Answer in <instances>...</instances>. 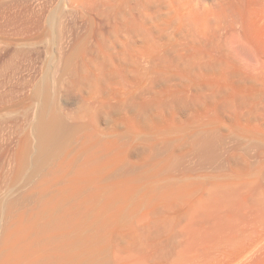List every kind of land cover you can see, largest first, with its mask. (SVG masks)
<instances>
[{"label": "bare ground", "instance_id": "6f19581e", "mask_svg": "<svg viewBox=\"0 0 264 264\" xmlns=\"http://www.w3.org/2000/svg\"><path fill=\"white\" fill-rule=\"evenodd\" d=\"M47 1L58 3L48 23L36 17L16 29L50 31L53 66L78 94L91 91L80 93L86 102L72 88L59 95L63 108L81 111L80 128L45 92L30 164L35 173L48 168L40 183L145 182L162 162L166 105L176 106L180 132L203 142L207 154H233L234 164L221 160L209 178L186 177L125 200L127 216L99 210L91 220L77 217L76 227L73 219L65 229L9 233L0 264H264V0ZM2 17L3 26L12 19ZM149 133L152 142L142 138ZM28 142L19 148L24 155Z\"/></svg>", "mask_w": 264, "mask_h": 264}, {"label": "rangeland", "instance_id": "374dc122", "mask_svg": "<svg viewBox=\"0 0 264 264\" xmlns=\"http://www.w3.org/2000/svg\"><path fill=\"white\" fill-rule=\"evenodd\" d=\"M1 1L0 13L4 10L6 14H4V12L3 14L6 15L8 19L16 14L14 18L17 17L18 20L17 18L13 19L12 17L9 21H13V23H9L13 25H8L9 23H7V27V25L3 26L6 22L1 19V21L5 23H1L0 25V244L5 243L6 236L14 231H31L36 230V228L37 230H41L42 228L43 230H51L52 228L53 230L54 228H69L74 225L73 222H75V219V224L78 222L77 217L80 216H86L91 220L100 212L111 214L112 211L113 214L116 211V214L117 212H121L122 216H127L132 212V207L126 208L125 200L129 199L136 201L138 199L137 201H140L139 199H143L150 188L169 183L183 182L184 178L185 181L188 178L194 180L196 177L197 179L200 178L201 180H204L206 176V178H209V173L214 170L215 167H218V165L222 166L227 163L225 166H228V164H234L233 154L229 153L228 155L225 153V157V155L222 154V151L220 153V151L217 150L218 152L216 154L215 149L214 151L212 148L211 150L208 147L209 154H207L208 150H206V145L203 142H201L200 147V140L194 135L186 132L185 135L183 134V130H181L183 133L180 132V116L176 106L166 105L163 108L162 117H164L165 120L162 119L163 127L161 128L163 129V132L160 135L162 162L158 170H155L157 168H150L146 172L147 177L145 182H142L146 185L142 183L141 185L139 183V186L130 184L124 186L125 184L121 185L120 183L111 182L109 180L108 183L110 185L112 184V186L106 184L107 182H104L106 185L102 182V185L104 186H101L100 183L99 186H95L96 184L94 186L89 184L88 186L86 184V187H77L78 184L75 185L76 187H73L74 183L64 185L63 183H66L67 181L63 183L56 182L59 184L54 183L49 185L48 183L52 182H47L46 184L45 182L40 183L39 178L49 172L47 170L48 168L46 167L35 173L36 171H31L30 164L32 160L31 157L36 149L34 127L40 109L43 106V97L45 92L51 94L56 99V108L65 121L69 124L75 123L78 117L80 118L81 111H74V106H70V109L68 110L63 108L60 105L61 101L59 99L62 95H65L66 92V94H69L68 92L71 93L73 85L75 87L78 85H75L74 83L71 84L72 86L69 85L67 82V72L59 71L53 66V62L56 61L53 60L56 59L54 58L56 56V51L53 45V39L49 37L51 34L50 31H46L40 35H38L39 33L37 32L33 35H29L24 30L23 32L25 33L19 31L20 29H16L17 25L19 26L26 20L34 18H38L44 23H48L50 16L58 3H46L48 2L47 0H39V2L37 0ZM10 9L16 10V13L12 10V13L11 11H8ZM24 10L28 11L25 12ZM17 11H19L21 18L18 16L19 14L17 15ZM35 13L37 16H35ZM1 14V17L4 16ZM38 15H41L42 17H40L42 19L39 18ZM5 27L7 31L10 29L13 30V32L11 31V33H8L5 30ZM76 88H78L79 91V86ZM76 88L73 89V97L75 96V93L78 94V92H75L77 91ZM81 91L82 90H80V93ZM85 91H82L83 94L85 93L86 96H89L91 91L90 88H88L86 92ZM60 94L62 95L59 96ZM79 94L76 96L79 97ZM81 95L82 94H80V96ZM84 96L81 97L83 102H86L84 101ZM71 97L72 96L69 95V98ZM119 114L120 112H117L115 117ZM86 122L82 123L86 128H84L85 130H87L86 124L88 123ZM77 125L75 123V126ZM103 126L105 127L107 124L103 123ZM173 126H175L176 132L173 130ZM186 126H188V124ZM77 127H79V125ZM116 127L120 130L123 129L121 124H117ZM88 128H90V124ZM75 131L77 130L75 129L73 132ZM79 131L75 133H77L76 135L81 136L83 132ZM178 132H180V134ZM75 137L78 138L79 136ZM142 138L146 141L152 142L155 139V135L149 133L143 135ZM26 141H29L30 143L28 142L29 145H26L27 148H25L24 145V150L26 149L24 155L21 153L22 151H19V148H21V143L25 142L26 144ZM71 145L74 147L76 146V144L74 145L70 143L68 147L70 148ZM211 151L215 153L213 154ZM16 153H18V161H16ZM218 153L223 156H219ZM217 155L221 157V159ZM23 156L25 160L23 159ZM226 158H228V160ZM220 161L222 162V165L220 164ZM23 162L24 164H22ZM55 162H59V159L57 158ZM209 162H212L213 165L211 166L210 164L212 163ZM51 167H53V165H51L50 168ZM194 167L195 169H192ZM54 168L55 167H53V169ZM196 169L198 170V173L195 172L194 174ZM202 170L205 172H202ZM57 171L59 172L62 170L58 168ZM75 171L76 170H71L70 172L73 174ZM192 171L194 175L191 174ZM54 172L56 171L53 170L51 173ZM203 173H205L206 176ZM185 174L187 175L185 176ZM190 174L192 176H190ZM27 175L33 176L28 177ZM26 177L31 179H27ZM150 178L151 181H148ZM110 199H112L111 202ZM94 200H96L95 204ZM141 207L142 206H139L138 208ZM89 209L90 211L88 212ZM77 224L81 225L79 223ZM77 224L75 227L78 226Z\"/></svg>", "mask_w": 264, "mask_h": 264}, {"label": "clouds", "instance_id": "9594fccd", "mask_svg": "<svg viewBox=\"0 0 264 264\" xmlns=\"http://www.w3.org/2000/svg\"><path fill=\"white\" fill-rule=\"evenodd\" d=\"M105 118H107V117H105Z\"/></svg>", "mask_w": 264, "mask_h": 264}]
</instances>
